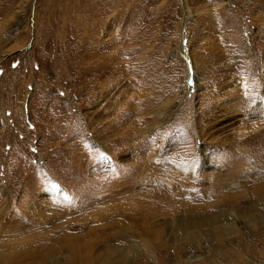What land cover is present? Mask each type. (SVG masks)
I'll use <instances>...</instances> for the list:
<instances>
[{
    "label": "rangeland",
    "instance_id": "rangeland-1",
    "mask_svg": "<svg viewBox=\"0 0 264 264\" xmlns=\"http://www.w3.org/2000/svg\"><path fill=\"white\" fill-rule=\"evenodd\" d=\"M216 216L136 264H264V0H0V255L133 264Z\"/></svg>",
    "mask_w": 264,
    "mask_h": 264
},
{
    "label": "bare ground",
    "instance_id": "bare-ground-1",
    "mask_svg": "<svg viewBox=\"0 0 264 264\" xmlns=\"http://www.w3.org/2000/svg\"><path fill=\"white\" fill-rule=\"evenodd\" d=\"M259 1L263 2V0H259ZM105 10L106 9H104L103 11H101L100 14H99V11L97 13L90 12L91 17H92L91 19H93V20L89 24V27L90 26H94V24L95 25H100L101 24V20L103 18V12ZM93 14L95 15V17H98L97 20H94L95 18H93V16H92ZM248 133L249 132H247L246 134H248ZM243 135L244 134L242 133V135H240V137H242ZM180 175L181 174H177V175L172 174V176H170L169 179H171L172 181H174V178H178ZM170 185H168V186H170ZM162 220L163 221L153 222L151 224L152 225L151 227L148 226L149 229H150L149 231L151 233V241H152V243L150 241H148L147 239L128 240L126 243L129 244L132 247L131 255H129V254L119 255L117 257V259L119 261H125V257L124 256H127L129 258L128 259V262H131L133 264H136L137 261H139L142 257H145L146 256L145 244H151L149 248L165 247V246H170L171 248H174L175 250L176 249L179 250V249L184 248L183 246H180L179 245V244H181V242L177 244V242H178V238L177 237H175L173 235H170V232H173V231L176 232V231L180 230V231H183V234H185L184 236L191 237V235L186 234L188 232L185 231V230L193 227L194 229L192 230V232H194L195 234L194 233L193 234L195 236L196 235L197 236H196V239L195 240L192 239V242H193V244H195L196 248L199 249V248H201V244H202L201 239H200L202 236L200 237L199 234H201L200 233L201 232V229L204 226L209 227L208 225L212 224L215 221H219V222H226V221H228L227 222V225L229 227H231L233 229L236 228V231H238V229L240 228V227H237V225H239V224H237V223H239L238 222V218H236L234 216L233 217H230V218L229 217H225V216H222V217L221 216L220 217L219 216H216V217H195V218H191L190 219V222L189 223L187 222L184 225H182L180 223L182 221L180 219V217L163 218ZM253 221L255 222V220H253ZM41 222L42 221L34 218V221L32 222V224H34V225H36V227H38V226L41 225ZM184 222H186V221H184ZM256 223L257 222H255V225H256ZM220 227H222V225H220V226L219 225H214L213 229H210V230H207L208 228L205 229V230H207V232L205 231L203 233V236L204 237H207L208 235H210V236H213L214 239H218L222 235L225 236L226 235L225 233H220L219 236H217L218 235V232L217 231L220 230V229H218ZM164 230L166 231L165 234L163 233ZM225 231L227 232V229L226 228H225ZM162 233H163V235H161ZM179 235H180V233H179ZM179 238H180V236H179ZM182 238H184V237H182ZM207 240H209V238ZM106 241H108V240H106ZM183 244H185V243H183ZM114 246L121 247L120 244H110V245L106 246V249H108V248H111L112 249V247H114ZM16 259L17 258H15L14 255L11 256L9 254L2 253L0 255V264H21V262L20 261H16ZM109 260H112V259H108L107 261H109Z\"/></svg>",
    "mask_w": 264,
    "mask_h": 264
}]
</instances>
